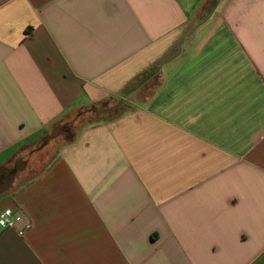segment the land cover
I'll return each mask as SVG.
<instances>
[{
    "label": "crops",
    "instance_id": "1",
    "mask_svg": "<svg viewBox=\"0 0 264 264\" xmlns=\"http://www.w3.org/2000/svg\"><path fill=\"white\" fill-rule=\"evenodd\" d=\"M115 96L0 179V264H264V0H0V170Z\"/></svg>",
    "mask_w": 264,
    "mask_h": 264
},
{
    "label": "rangeland",
    "instance_id": "2",
    "mask_svg": "<svg viewBox=\"0 0 264 264\" xmlns=\"http://www.w3.org/2000/svg\"><path fill=\"white\" fill-rule=\"evenodd\" d=\"M144 77V80L150 81L151 84L156 80L154 71L148 72ZM148 87L149 83L137 92L138 95H146L149 90ZM132 105L131 101L126 99L123 100L115 96L96 103L89 108L81 109L66 115L49 128L48 133L42 141L26 145L19 150L14 155L9 165L3 170H0L1 174L4 176V178L1 177V180L3 181L6 179L7 182H10L14 179L15 175L17 176V174H19L17 172L23 169L28 162L32 163L31 165H28V167L31 166V172L29 175H32L48 161V156L51 154V151L45 147L53 138H58V144L64 143L73 136V133L78 129L77 127H80V125L83 126L88 123L111 119ZM77 119H80V122L82 123H76Z\"/></svg>",
    "mask_w": 264,
    "mask_h": 264
},
{
    "label": "built area",
    "instance_id": "3",
    "mask_svg": "<svg viewBox=\"0 0 264 264\" xmlns=\"http://www.w3.org/2000/svg\"><path fill=\"white\" fill-rule=\"evenodd\" d=\"M22 216L19 213H14L11 208H6L0 212V222L7 227L16 228V222L21 221ZM31 227V222H25L22 228L17 229L20 235L24 234L26 229Z\"/></svg>",
    "mask_w": 264,
    "mask_h": 264
},
{
    "label": "trees",
    "instance_id": "4",
    "mask_svg": "<svg viewBox=\"0 0 264 264\" xmlns=\"http://www.w3.org/2000/svg\"><path fill=\"white\" fill-rule=\"evenodd\" d=\"M147 73H148V72H146V73L142 74V77L140 78V79H141V81H144V78H145L144 76H145ZM143 77H144V78H143ZM127 90H128V89H127ZM127 90H125V91L127 92ZM125 91H124V92H125Z\"/></svg>",
    "mask_w": 264,
    "mask_h": 264
},
{
    "label": "flooded vegetation",
    "instance_id": "5",
    "mask_svg": "<svg viewBox=\"0 0 264 264\" xmlns=\"http://www.w3.org/2000/svg\"><path fill=\"white\" fill-rule=\"evenodd\" d=\"M1 177H3V178H4L3 174H1V175H0V179H1Z\"/></svg>",
    "mask_w": 264,
    "mask_h": 264
}]
</instances>
